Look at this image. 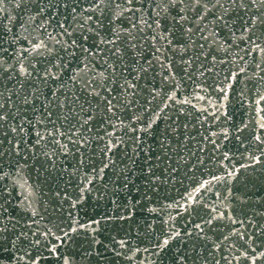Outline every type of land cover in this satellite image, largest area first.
Here are the masks:
<instances>
[{"label": "water", "instance_id": "95a60500", "mask_svg": "<svg viewBox=\"0 0 264 264\" xmlns=\"http://www.w3.org/2000/svg\"><path fill=\"white\" fill-rule=\"evenodd\" d=\"M36 7L37 0L30 3L26 0L21 8L15 3H6V11L0 13V17L11 16L15 25L12 31L21 38L14 45L17 50L21 46L31 47L24 36L47 39L46 33L34 31L31 25V16L39 19ZM20 19L28 20L27 31L21 30ZM145 19L153 24L151 29L142 25L144 31L135 35V39L121 35L122 43L118 47L122 60L100 52L89 61L96 73L101 71L105 60L117 67L116 83L109 82L107 87L115 89L112 94L120 100L116 105L115 123L123 120L119 135L125 141L114 149L115 166L105 171L103 181H95V190L82 194L80 188L86 184L85 177L92 176V167L99 169L105 160L101 149L107 137H100L105 136V128L109 131L111 128L105 118L110 114L102 110L103 105L95 112V120L86 133L90 141L86 150L78 151L67 135L57 137L66 148L51 139L45 142L46 146L32 147L34 136L25 135L24 139L30 141L27 151L22 153L28 157L25 161L8 151V141L17 134L6 127L7 135H0L5 153L2 163L5 173H9L0 180V207L6 210L5 223L9 231L27 232L29 239L36 233L35 239L40 241L38 245L25 241L17 253L20 259L13 260L12 264H31L30 256L37 254L43 257L40 264H63L62 259H56L57 255L69 258L72 264H250V260L243 258L245 252L251 255L252 248L257 253L264 251V143L261 142L264 141L261 127L264 102H257L264 95V81L259 79L264 76L261 70L264 59L245 51L248 45L239 39L242 30L238 26H234L235 35H232L213 24L212 16L205 22L207 27L203 33L194 35L182 31L171 16L162 19L160 29H166L162 31L163 39L153 20L147 15ZM3 23L12 26L7 18ZM123 23L126 29L130 27L127 21ZM189 27L195 25L184 23V29ZM52 31V27L48 28V32ZM256 35H260L259 31ZM9 38L4 37L5 41ZM47 42L59 51L60 45L55 40ZM11 52L9 49L4 54L5 59ZM49 60L56 62L48 53L28 57L37 68H51ZM64 62L68 65L60 72L64 93L80 95L78 103H83L84 98L93 100L92 108L97 109V102L83 82L70 80L84 58ZM258 63L261 68H257ZM242 68L244 71L240 72ZM229 73L238 75L232 80ZM81 75L84 80L92 78L91 73ZM125 77L137 85L129 90L136 93L131 105L122 98L132 97L119 88ZM3 83L7 85L5 97L13 92L22 96L36 89L47 91L35 76L23 88L16 78L4 79ZM50 86L56 90L57 85ZM153 92L158 93L155 99ZM173 95L175 99L169 100ZM13 99L16 100L15 95ZM60 99L64 96L60 95ZM43 100L41 96L40 101ZM40 101L36 102L37 109ZM165 103L168 107L160 112V119L151 132L145 135L132 131L139 124L135 117L144 112L141 105L159 112ZM52 108L68 116V121L63 116L57 121L58 126L64 125L63 130H67L69 122L75 124L80 119L73 118L74 113L66 108L57 109L55 103ZM22 110L35 119L32 111L23 106ZM38 127L44 131L43 126ZM48 130L51 131V125ZM137 135L143 143L134 155L136 143L132 138ZM81 152L86 153L83 166L79 165ZM125 178L127 189L120 188ZM78 198L79 202L73 206ZM129 200L136 205L131 209V218H118V213H127L117 205L127 206ZM102 216L105 219L98 231H89L88 225ZM73 226L78 231L69 232L56 253L49 256V249L60 244L56 236ZM92 226L96 227L94 223ZM48 229L52 235L45 236L43 233ZM93 236L101 243H95ZM165 239L169 243L161 248ZM122 240L127 242L126 246H121ZM257 264H264V260H257Z\"/></svg>", "mask_w": 264, "mask_h": 264}, {"label": "snow or ice", "instance_id": "6c2138e0", "mask_svg": "<svg viewBox=\"0 0 264 264\" xmlns=\"http://www.w3.org/2000/svg\"><path fill=\"white\" fill-rule=\"evenodd\" d=\"M27 2L30 3L31 0H27ZM6 3H15L17 8H21L25 5L26 0H0V13L6 11ZM146 8L148 9L147 13L145 12ZM35 11L39 19L37 16L30 17L31 25L34 26L33 30L46 33L47 39L24 36L23 39L31 47L21 46L18 50L15 49L14 45L19 43L21 38L12 31L15 25L11 16L0 17V135H7L4 131L6 127L9 128L11 133L17 134L13 140L8 141L10 145L8 151L9 153L14 152L16 156L22 157L25 161L28 157L22 156V153L27 151V146L30 143L29 140L24 139L25 135L34 136L32 147L45 144L49 139L56 144H60V139H57V137L62 138L67 135L78 151L80 149L86 150L90 142L86 133L90 131L89 126L95 120V112L100 110V105H103L102 110L106 114H110L106 115L105 118L109 128H111V131L105 128L103 130L105 136L100 137V139L107 137L104 147L101 149L105 160L99 169L92 167L91 171L93 174L91 177H85L86 184H82L80 188L82 194L90 189L95 190L96 180H104L105 171L115 166L113 159L115 156L114 149L120 148L125 143L123 137L119 135L123 120H120L119 124L115 123V120L118 119L116 105L120 103V100L112 94L115 89L107 87L109 82L116 83L114 78L117 74V67L115 63H109L108 60H105L104 64L100 66L101 71L96 73L89 66V61L100 52L111 53L113 57L122 60L123 54L118 47L122 43L121 35L135 39V35L143 33L144 27L142 25L151 29L153 24L149 23L148 19H145L146 15L157 26V32L161 39L164 38L162 31H166V29H160L162 19L171 16L172 20L180 25L182 31L194 35L195 32L203 33L204 28L207 27L205 22L209 16H212L213 24L227 29L232 35H235L234 26H238L242 30L239 39L246 41L248 45L245 51L249 55L258 54L261 59H264V0H37ZM60 17H63V19H60ZM5 18L9 20V24L12 26L4 25L3 20ZM237 18L239 20L238 25H236ZM68 21L72 23H68ZM124 21L128 22L129 28L126 29L124 27ZM184 23H191L195 27L184 29ZM19 24L22 31L28 30V20L20 19ZM73 24L77 25V27H73ZM202 24L204 27H201ZM50 27L53 29L52 32H48ZM133 30H135V34ZM258 31L260 33L259 36L256 35ZM53 33H56V35H53ZM5 36H10V38L5 41ZM58 36L68 37V39L61 41L57 38ZM202 38L207 39V37L203 36ZM153 39H156V37L154 36ZM48 40H55V43L60 45L59 51L55 49V45L50 46L47 42ZM6 44L7 47L5 46ZM108 45H113V47L109 48ZM200 47L203 48L204 46L200 45ZM9 49H12V52L5 59L4 54L8 53ZM45 53L53 56L56 61L55 63H53V60L48 61L51 68L47 66L37 68L28 61L29 56L44 55ZM62 53L65 55H62ZM80 57L84 58V62L77 65L78 71L73 72L70 80L72 83L76 81L83 82L84 88L89 90V95L97 102V109L92 108L93 100L84 98L83 103H78L81 99L80 95L73 92L69 96L64 93L63 87H61L64 81L60 72L62 69L68 68V65L64 62L65 59L78 60ZM53 68L56 70L55 72L52 71ZM257 68H261L259 63ZM261 70L264 71V69ZM41 71L43 75H40ZM243 71V68L240 69V72ZM5 73H7V76L3 75ZM82 73L84 76L91 73L92 78L84 80ZM236 75L238 73H229L232 80H235ZM34 76L47 91L36 89L30 95L26 93L22 96L19 92H13L12 95L5 97L4 89L7 88V85L3 83L4 79L11 80L16 78V82L20 83L23 88L26 83L32 81ZM259 79L264 81V76H260ZM52 84L57 85L55 91L50 86ZM136 87L137 85L127 77L124 78V83L120 84L119 88L132 97V99H129L128 96L123 97L124 103L131 105L135 102L136 93L134 91L129 92V90ZM97 88L101 90L97 91ZM8 90L12 91L11 89ZM13 95L16 96V100L13 99ZM60 95L64 96L63 100L60 99ZM157 95L158 93L153 92V99ZM41 96L44 97L43 101H40ZM168 99L173 100L175 96H170ZM17 100L20 103H17ZM37 101H40L39 109L36 108ZM114 101L116 102L114 103ZM257 102H264V95H261L260 100ZM53 103L56 104L57 109L66 108L68 112L74 113L73 118L79 116L80 119H77L75 124L69 122L67 130H63L64 125L58 126L57 121L61 116H63L65 121H68V116L63 112L58 113L55 111L52 108ZM147 103L150 104L151 101H147ZM85 104L88 105L87 109H85ZM73 105H77V107H73ZM22 106L32 111L35 119L29 118L27 112L22 110ZM167 107L168 105L165 103L157 112L156 109L146 108L145 105H141L144 112L142 115L135 117L139 124L132 127V131L145 135L151 132L153 125L160 119V112H163ZM37 112H40L41 115L37 116ZM147 116L151 118L146 119ZM10 121L11 123H9ZM48 125H51V131L48 130ZM38 126H43L44 131L42 132ZM124 127L128 126L124 125ZM261 127L264 128V124ZM80 129L84 131H80ZM132 139L136 143V149L133 153L135 155L143 141L140 135L134 136ZM257 139L259 140L260 138L257 137ZM261 142L264 143V141ZM3 143L4 141L0 140V180L9 175V173H5L2 163V157L5 155L2 148ZM60 146L61 148H66L64 144H60ZM85 155V152H81L80 166L84 165ZM257 162H259L258 158ZM16 164L19 165L20 160H17ZM77 170L79 171V168ZM127 187L128 180L125 178L120 188L127 189ZM120 188L116 190L119 191ZM79 199L73 201V206L79 202ZM112 203L117 204V201L113 200ZM117 206L118 208H124V212L127 213V215L118 213V218L128 219L131 218V209L136 205L129 200L127 206ZM5 211L3 207H0V264H12L13 260L20 259L17 253L21 250L25 241L33 245H38L40 241L35 239L36 233H33V238L29 239L27 232L9 231L5 223ZM33 215L35 216V212H33ZM104 219L105 217L103 216L100 219H95L88 225L89 231L93 233L98 231L99 225ZM76 223L78 224L79 222L77 221ZM93 223L96 227L92 226ZM76 231H78V227L73 226L70 227L69 231H64L61 235L56 236L60 244L50 248L48 255L52 256L55 254L57 248L69 237V232ZM43 234L48 236L52 235V232L48 229ZM93 241L97 244L101 243L95 236H93ZM113 242H115V238H113ZM126 243V241H120L122 247L126 246ZM168 243L169 240L165 239L161 248L167 246ZM42 258L40 254L30 256V262L31 264H40ZM243 258L246 261L250 260V264H257V260H264V251L257 253V250L252 248L251 255L245 252ZM56 259L58 261L62 259L63 264H72L69 258L62 255H57Z\"/></svg>", "mask_w": 264, "mask_h": 264}]
</instances>
